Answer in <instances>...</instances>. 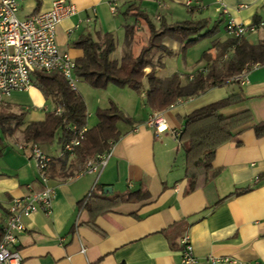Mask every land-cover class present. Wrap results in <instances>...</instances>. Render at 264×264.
<instances>
[{
  "label": "crops",
  "instance_id": "crops-1",
  "mask_svg": "<svg viewBox=\"0 0 264 264\" xmlns=\"http://www.w3.org/2000/svg\"><path fill=\"white\" fill-rule=\"evenodd\" d=\"M55 1L75 8V13L55 30L58 49L74 62L83 53L71 45L73 41L81 35L104 33L113 35L116 50L112 57L121 60L124 26L133 23L122 14L133 2L155 27L161 21L174 24L209 20V30L213 32L193 46L207 42L201 54L193 55V48H189L182 56L179 45L170 40L163 42L171 50L170 56L151 53L155 76L167 78L178 73L183 84L184 75L191 78L196 71L207 72L212 62L207 61L208 57L201 59L204 52L213 61L219 47L229 40L225 21L216 12L218 2L239 24L264 21V0H194L203 9L193 4L191 10L185 8L186 0H16L17 19L49 11ZM135 30L131 48L134 57L148 41L143 23L138 22ZM243 40L257 45L264 41V31ZM144 72L149 73L150 68ZM247 80L244 85L228 83L198 97L178 100L160 112L167 129L158 134L146 125L154 112L145 106L144 94L118 89L110 102L134 123L116 124L119 137L109 149L99 175L86 173L78 154H63L57 141L41 145L43 153L52 159L49 175L54 187L53 208L49 215L36 213L23 219L26 230L18 234L16 247L21 264H178L184 237L192 244L195 264H207L210 256L264 264V137L257 138L251 129L264 122V65L251 68ZM34 82L33 77V86L27 92L13 93L4 109L23 119L13 136L3 138L0 132V236L11 201L27 195L29 187L40 188L34 161L28 151L19 149L24 143L22 130L31 122L43 121L47 113L55 111V104L46 100ZM79 82L77 93L82 99L92 94L97 100V108L88 106V130L97 124L94 111L107 109L110 102L92 93L83 80ZM237 93L244 99L220 109L218 114L230 117L248 112L252 121L235 131L241 132L231 142L216 150L212 166L218 175L202 188L186 193L184 152L171 132L180 131V119L191 112ZM91 190L106 200L129 193L147 197L119 203L97 215L93 225L101 232L99 235L88 226L91 218L82 207Z\"/></svg>",
  "mask_w": 264,
  "mask_h": 264
},
{
  "label": "trees",
  "instance_id": "trees-1",
  "mask_svg": "<svg viewBox=\"0 0 264 264\" xmlns=\"http://www.w3.org/2000/svg\"><path fill=\"white\" fill-rule=\"evenodd\" d=\"M122 16L125 19L131 18L133 23L124 26L125 40L121 60L118 62L112 57L116 50L112 34H96L94 37L90 34L81 35L71 43L83 53V56L75 62V76L92 89L104 90L107 86L113 85L120 89L128 88L137 95L144 94V104L153 112L164 111L178 100L198 97L211 88L233 83L231 79L249 67L264 65V41L252 45L243 39H229L219 47L215 60L211 61L206 52L202 54L201 59L208 57L207 61L212 62L207 72L196 71L191 78L184 75V84L181 81L182 76L178 73L167 78H159L154 74L151 53L156 51L164 56H170L171 50L163 45L164 40H170L179 45L180 53L184 56L189 48L213 32V29L209 30L210 21L202 19L174 24L161 21L159 26L155 27L149 18L139 11L138 5L134 2L126 7ZM138 22L146 26L148 41L134 57L131 48ZM229 53L231 54L228 55ZM219 63L220 69L217 67ZM146 68H150L147 74L144 72ZM34 80V86L46 100L54 102L55 108L59 106L62 111L60 114H56L55 111L47 113L43 121L27 124L22 130L24 143L51 145L57 132L60 131L58 142L63 147L73 138L70 128L81 129L86 126L87 114L84 101L77 92L71 91L66 81L56 73H35ZM243 99L240 93L231 94L180 119L181 129L177 141L184 152L186 193L202 188L218 175V171L212 166L216 150L231 142L241 132L235 133V131L252 121L248 112L230 117L218 114L220 109L241 102ZM95 115L97 124L86 131L80 147L75 150L83 161L105 153L110 145L118 140L117 123L125 125L134 123L111 102L107 109H99ZM22 119V115L16 116L8 111H0L2 137L13 136L21 127ZM251 129L257 138L264 137V122L253 125ZM239 145L240 143L237 142V146ZM146 197V194L137 196L136 193H129L106 200L92 192L84 205L91 218L88 226L95 233L102 235L93 225L97 215L119 203ZM105 202L109 204L105 205Z\"/></svg>",
  "mask_w": 264,
  "mask_h": 264
},
{
  "label": "built area",
  "instance_id": "built-area-1",
  "mask_svg": "<svg viewBox=\"0 0 264 264\" xmlns=\"http://www.w3.org/2000/svg\"><path fill=\"white\" fill-rule=\"evenodd\" d=\"M164 1V0H159ZM203 6L194 0H186L184 6L187 10ZM114 8L111 11L114 12ZM216 12L225 21V34L229 39L239 40L259 31H264V21L248 25L239 24L229 17L227 8L217 3ZM75 8L63 1H55L49 11L36 13L25 20L17 19L16 0H0V108L6 109L7 99L13 93L27 92L32 86V76L35 73H56L62 77L71 91L77 92L75 76L76 64L71 57L61 52L55 41L56 26L64 19L71 17ZM159 21V18H156ZM226 58V56H224ZM249 67L241 74L233 77L231 82L239 85L247 83ZM61 107L55 108V113H61ZM146 125L155 132L162 133L167 128L160 112L151 114ZM73 138L62 147V153L72 155L80 147L86 126L81 129L70 128ZM174 139H178L180 131L171 132ZM112 145H110L111 148ZM109 148V149H110ZM20 150L28 151L30 158L35 163L39 190L29 187L27 195L15 198L6 209L7 220L0 236V264H21L22 258L17 251V236L26 230L23 219L36 213L51 214L54 199V187L50 185L49 169L52 162L37 144L23 143ZM109 149L101 155L89 160L85 164L86 173L99 175L105 167ZM92 190L82 203L84 207L90 198ZM182 250L178 264H195L192 244L188 237L181 240ZM85 253V249H81ZM207 264H252L241 262L231 257H214L207 259Z\"/></svg>",
  "mask_w": 264,
  "mask_h": 264
},
{
  "label": "rangeland",
  "instance_id": "rangeland-1",
  "mask_svg": "<svg viewBox=\"0 0 264 264\" xmlns=\"http://www.w3.org/2000/svg\"><path fill=\"white\" fill-rule=\"evenodd\" d=\"M206 43L207 42H204V43H202V44H200V45H198V46H196L195 48H193V47H191V48H193L191 51L193 52L192 54L193 55H197V54H201V52H202V50L204 49V47H205V45H206ZM195 46V45H194ZM133 50V49H132ZM189 53H191V52H189ZM220 63L218 64V69H220ZM34 77V75L32 76V78ZM80 82L78 83V81H77V84H76V86H77V90H79L80 91ZM91 88V87H90ZM92 89V88H91ZM118 89H120V88H117L116 86H113V85H110V87L109 88H106V89H104V90H91V91H93L92 93H99L100 95H102V97H103V101L104 102H110L113 98H114V94L118 91ZM82 96V95H81ZM101 97V98H102ZM83 99H84V102H85V104H86V114H87V119H88V113H89V107L88 106H90L91 108H97V100H96V97H94L92 94H90V95H85L84 97H83ZM140 106V105H139ZM0 111H7V110H4V109H1L0 108ZM96 110L94 111V118H95V120L97 121V117H96ZM122 125H125V124H123L122 123ZM87 126H88V124H87ZM126 126V125H125ZM91 128V127H90ZM17 132V131H16ZM15 132V133H16ZM60 131L59 132H57V135H56V137H55V141H57L56 142V146L58 147L60 144H59V142H58V139L60 138ZM81 159V158H80ZM91 159H93V158H90V159H87V160H84V166H83V169L85 168V164L89 161V160H91ZM82 160V159H81ZM83 161V160H82ZM50 170V169H49ZM66 173V172H65ZM50 176V175H49Z\"/></svg>",
  "mask_w": 264,
  "mask_h": 264
}]
</instances>
